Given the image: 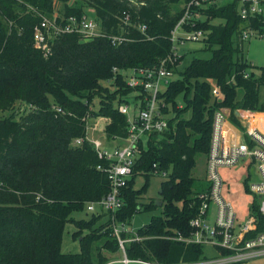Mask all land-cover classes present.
Listing matches in <instances>:
<instances>
[{"label":"trees","instance_id":"1","mask_svg":"<svg viewBox=\"0 0 264 264\" xmlns=\"http://www.w3.org/2000/svg\"><path fill=\"white\" fill-rule=\"evenodd\" d=\"M53 1L61 7L55 8ZM77 1L78 5L67 4L68 0H0V112L11 111L17 103L25 107L18 115L0 118V264H106L109 258L101 251H118L110 234V214L85 209L108 192L101 170L105 162L85 141L87 123L95 117L108 118L105 141L125 136V117L117 107L130 105L125 100L129 95L140 99L141 90L127 87L119 71L150 69L169 58V33L181 15V9L172 7L190 0ZM237 6L235 0H228L202 8L204 21L197 20L191 29L203 32L202 52H208L209 58L193 57L181 71L176 70L180 52L173 62L171 72L176 77L159 97L174 115L168 107L163 110L168 114L167 130L151 134L145 150L140 148L133 176L121 190L122 205L114 214L117 223L128 226L140 211H159L136 230L143 240L123 245L129 260L175 263L201 255L200 246L169 238L188 236V221L196 215L195 197L205 188L191 177V170L195 158L207 153L212 114L224 108L235 122L234 111L262 109L263 98L258 104L257 97L264 87V69L257 78L242 77L247 66L241 60L240 34L245 29L263 34L264 17L241 21ZM86 9L105 37L62 35L51 41L46 55L34 44L33 29L40 16L51 18L55 12L60 18L79 19L87 15ZM121 13L128 16L126 24L120 21ZM138 26L144 27L142 33ZM121 33L127 41L110 46L106 37ZM166 67L171 69L169 63ZM209 81L220 93L211 102ZM105 83L114 89L110 91ZM178 97L182 107L176 109ZM92 100L95 109L89 108ZM76 139L82 142L74 145ZM153 164L165 173L158 187V207L156 201L138 202ZM137 176L144 184L134 189ZM251 207L256 219L252 230L261 231L264 220L254 198ZM77 212L84 213L85 222L74 221L71 214ZM99 220L103 225L90 229ZM65 224L86 230L77 253L59 251Z\"/></svg>","mask_w":264,"mask_h":264},{"label":"built area","instance_id":"2","mask_svg":"<svg viewBox=\"0 0 264 264\" xmlns=\"http://www.w3.org/2000/svg\"><path fill=\"white\" fill-rule=\"evenodd\" d=\"M224 1L227 0H190L183 4L181 15L169 33L171 56L150 69L119 71L122 76L124 75L127 87L141 90L140 99H132L130 105L122 103L117 107L118 112L125 117V136L113 137L111 142L119 144H114L109 149L102 147L98 140L88 142L97 158L105 162L101 170L108 180V192L100 200L87 204L85 209L91 213L110 214V234L117 242L118 251L121 254L117 261H109L106 264H264V229L253 232L252 229L256 224L253 215H247L241 223L237 222L236 213L230 203L222 197L224 181L218 171L221 168L228 169L243 163L255 168L257 180L248 184L246 189L255 199L257 212L264 220V135L256 129L242 126L238 128V138L234 139L233 134L226 128L230 116L228 110L224 108L217 109L212 114L208 149L205 155V189L195 197L198 207L196 215L188 221L189 234L185 238L179 235L169 238L184 244L200 246L201 251L203 247H209L215 252V256L204 257L201 252L197 260L175 263L129 260L125 256L123 245L128 242H140L143 237H139L136 231L114 220V214L122 205L121 190L133 176L132 165L139 156L140 148L142 149L140 137L144 135L147 142L151 134L159 135L167 130L168 118L163 110L168 105H165L159 97L173 76L171 69L166 67V63L173 65L180 56L177 49L185 43L202 40L203 32L191 29L194 22L201 16L200 10L205 6L217 5ZM235 1L238 4L237 16L241 21L262 16L264 0ZM120 19L126 24L127 14L121 13ZM185 26H189L188 30ZM137 30L142 33L144 27L138 26ZM66 34H76L81 39L105 37L95 21L87 15L79 19L72 16L60 18L54 12L51 18L40 16L39 23L33 29L32 40L46 55L51 41ZM261 37L264 38V33L259 34L250 29H245L240 34L241 41ZM106 38L113 47L127 41L122 33ZM242 77L246 78L247 74L243 73ZM210 96L212 100L219 98L220 93L216 85L211 89ZM56 111L59 112L58 109ZM240 112L245 117H250L249 113L252 111ZM260 113L264 114V96ZM103 140L105 141V138ZM81 142L76 139L73 144L79 145ZM151 169L152 176L161 179L165 177V173L159 172L154 164ZM122 233L131 236L121 238ZM220 251L227 254H220Z\"/></svg>","mask_w":264,"mask_h":264},{"label":"rangeland","instance_id":"3","mask_svg":"<svg viewBox=\"0 0 264 264\" xmlns=\"http://www.w3.org/2000/svg\"><path fill=\"white\" fill-rule=\"evenodd\" d=\"M67 4L71 5H78L79 2L77 0H68ZM53 6L61 7V5L55 1H53ZM182 5H174L172 7L173 10L178 11L181 9ZM87 14L88 18L90 17L89 12L84 10ZM89 14V15H88ZM262 16L264 17V11ZM204 17L200 16L199 20L204 21ZM213 24L218 23L217 20L212 21ZM244 43V52H243V59L241 58L242 62H244L247 66L245 69V74L251 75L253 78H257L259 75V70L264 69V38H250L249 40L242 41ZM203 44L201 41L198 42H188L185 43L182 47H179L177 50L180 52L182 59L180 61V64L177 66L176 70L178 69L181 71L190 61L191 58H201V59H207L209 58L208 52H202ZM201 51V52H200ZM171 71H174V67L171 66ZM175 74L172 77V80L175 79ZM125 80V78H124ZM209 96L211 89L213 86H215V83L213 81H209ZM105 86H108L109 90L111 91L112 88L109 83H105ZM111 87V88H110ZM219 90V89H218ZM238 97V94L236 95ZM258 104L261 103L262 98V87L258 91ZM125 100H128V104L132 102L131 96L125 97ZM209 101H212V98L210 96ZM89 108L95 109V100L90 101ZM182 102L180 100V97L176 99V105L175 108L179 109L182 107ZM92 106V107H91ZM169 110H171V107L168 106ZM22 110H25V107L22 104H15L13 109L11 111H4L0 112V118H6L11 114H20ZM261 111V110H260ZM259 111V112H260ZM171 114L174 115V111ZM183 118L188 117V113L183 112L182 113ZM168 118V114H167ZM107 119L106 125L109 123V119ZM88 124H90V120L88 121ZM91 127H89V131H91ZM262 134V133H261ZM264 135V134H262ZM104 139V136H102ZM140 141L142 143V149L145 150L146 148V137L142 135L140 137ZM112 145L108 144L105 148L109 149ZM220 176L222 177L224 184L222 187V197L224 200L228 203H230L232 209L236 213L237 222L241 223L242 220L245 219L247 215H253L252 212V202L253 198L250 194L246 192V186L250 183H253L257 180L255 168L252 165H248L246 163H243L242 165H238L232 168L224 169L221 168L218 170ZM191 177L195 179V181L200 184L201 186L205 185V158L204 155L197 156L195 158L194 166L191 170ZM162 179L160 177L150 176V178L144 180V183L147 184V188L143 189V191L139 194L138 202H144L147 203L148 201H156L158 199V187L159 183ZM143 178L141 176L135 177L134 180V189H139L142 186ZM143 183V184H144ZM159 211L158 209L152 212H143L140 211L130 219L129 225L127 226L132 231H136L137 229L145 226L148 224V221L151 216L158 215ZM74 221L78 220H84L86 221V217L84 216V213L77 212L74 214H71ZM102 220L97 221L93 226H90V229H94L97 227H100L103 225ZM86 233V230H78L73 227L72 224H65L63 231H62V237H61V243H60V253L62 254H74L79 251L78 247V241L83 235ZM101 254L104 257L109 258V261L119 259L121 257V254L119 251L114 253H108L105 251H101ZM202 254L204 257H214L215 252L210 249L209 247H203L202 248ZM108 261V262H109Z\"/></svg>","mask_w":264,"mask_h":264},{"label":"crops","instance_id":"4","mask_svg":"<svg viewBox=\"0 0 264 264\" xmlns=\"http://www.w3.org/2000/svg\"><path fill=\"white\" fill-rule=\"evenodd\" d=\"M262 11H264V6L262 7ZM244 43L242 45V54L244 52ZM242 57H244V56L242 55ZM263 96H264V87L262 88V98H263ZM232 116H233L235 122H232L230 117H229V119L226 123V128L228 129L229 133L233 134L234 139L238 138V132H239L238 128H242V126L256 129L260 133L264 134V114L263 113L250 112L249 113L250 117H245V115H243L242 112L238 111V113H233ZM238 119H240V120H238ZM106 123H107V119L104 117H95V118L91 119L90 124L87 123V129H86V134H85L86 141L90 143L93 140H98L100 142L101 146L104 148L108 144H111L112 146L114 144H117V143H113L111 141L107 142V141L103 140L102 131L104 130ZM88 126L92 128L91 131H89V133H88V130H89ZM117 260L118 259H115L112 261H117Z\"/></svg>","mask_w":264,"mask_h":264},{"label":"water","instance_id":"5","mask_svg":"<svg viewBox=\"0 0 264 264\" xmlns=\"http://www.w3.org/2000/svg\"><path fill=\"white\" fill-rule=\"evenodd\" d=\"M155 205H156V207L160 206V202L159 201H156L155 202Z\"/></svg>","mask_w":264,"mask_h":264}]
</instances>
